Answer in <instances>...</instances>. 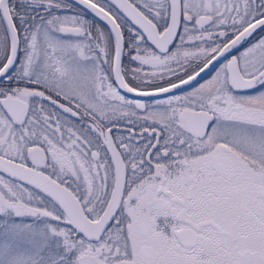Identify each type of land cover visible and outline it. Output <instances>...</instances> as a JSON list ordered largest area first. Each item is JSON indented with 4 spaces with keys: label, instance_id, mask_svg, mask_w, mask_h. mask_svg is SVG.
Listing matches in <instances>:
<instances>
[{
    "label": "snow or ice",
    "instance_id": "6c2138e0",
    "mask_svg": "<svg viewBox=\"0 0 264 264\" xmlns=\"http://www.w3.org/2000/svg\"><path fill=\"white\" fill-rule=\"evenodd\" d=\"M0 264H264V0H0Z\"/></svg>",
    "mask_w": 264,
    "mask_h": 264
}]
</instances>
